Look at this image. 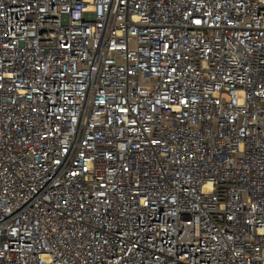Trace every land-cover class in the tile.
<instances>
[{
	"label": "built area",
	"instance_id": "obj_1",
	"mask_svg": "<svg viewBox=\"0 0 264 264\" xmlns=\"http://www.w3.org/2000/svg\"><path fill=\"white\" fill-rule=\"evenodd\" d=\"M0 264H264V0H0Z\"/></svg>",
	"mask_w": 264,
	"mask_h": 264
}]
</instances>
